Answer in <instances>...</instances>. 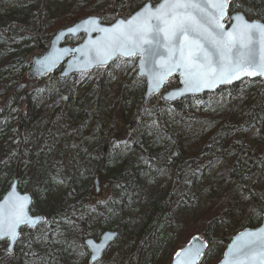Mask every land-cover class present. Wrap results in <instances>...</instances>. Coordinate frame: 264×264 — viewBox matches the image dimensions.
Here are the masks:
<instances>
[{"label": "trees", "instance_id": "obj_1", "mask_svg": "<svg viewBox=\"0 0 264 264\" xmlns=\"http://www.w3.org/2000/svg\"><path fill=\"white\" fill-rule=\"evenodd\" d=\"M79 1L0 5V199L15 179L22 192L25 179L36 190L62 184L43 202L33 191L34 210L46 222L25 232L27 241H20L12 257L2 247L0 264H36L38 257L58 250L59 237L88 257L84 239L104 231H117L119 238L116 250L110 254V247L99 264H150L162 257L172 264L196 236L209 243L201 264H218L231 239L260 225L253 222L255 214L264 216V186L256 187L264 181V82L245 81L172 106L155 97L143 107L144 82L137 77L135 83L143 86L137 97L119 83L110 90L108 72L124 61L65 81L57 74L29 80L35 53H44L59 29L96 11ZM128 1L99 4L130 14L135 0ZM236 11L264 22V0H232L230 12ZM211 101L220 110L204 111ZM116 105L122 107V123L131 128L126 141L115 138ZM149 168L162 169L173 181L166 197L135 219L123 204ZM96 178L104 196L93 190ZM203 201L206 209L192 217ZM136 221L141 224L130 231L128 224ZM158 225L168 228L164 235H158Z\"/></svg>", "mask_w": 264, "mask_h": 264}, {"label": "water", "instance_id": "obj_2", "mask_svg": "<svg viewBox=\"0 0 264 264\" xmlns=\"http://www.w3.org/2000/svg\"><path fill=\"white\" fill-rule=\"evenodd\" d=\"M163 2L164 0H160V2L155 6L148 2L130 17H119L113 24L110 25L103 24V20L99 16H90L77 21L71 26L58 30L51 38L47 50L43 54L32 57L31 66L28 71V79L44 80L45 78L58 73V78L61 81H65L71 79L74 76L89 75L96 70L108 69L118 60L130 61L136 59V77L139 80H143L145 83L142 98L143 107H147L154 97H160V101L162 103L172 106L186 99L200 98L204 97L205 95L215 94L222 89L232 88L246 80H260L264 82V76H249L241 74L238 79H233L229 83H219L214 87H202L199 91H191L188 90L185 85L184 81L186 77L183 74V69H175L171 75L166 77L165 81L160 85V87L155 88L152 80V74L156 71L163 70L164 66L168 63V49L167 47H164L168 41L165 38V34L163 32L160 33L158 40L145 43L134 55L122 56L117 54V56L108 60L103 65L97 63L95 59L94 47L98 43L115 39V34L111 32L106 34L104 32L94 30V27L87 24L86 21L94 18L96 19L99 27L112 30L115 29L122 21L126 26L129 20H132L137 16V14L143 12L146 7H151L153 10H155ZM231 2L232 0H230L225 18L221 21V23L224 24L225 31L230 32L236 26V16L243 17L244 20L249 24L264 25V22L258 19H248V17L243 12H235L229 17ZM228 18L229 24L226 23ZM73 29H75V31H73ZM81 36L84 38L80 44L75 46L66 44L67 40H76ZM191 40L192 36L182 37L181 43L187 44ZM253 44L257 61L264 62V39L257 35L253 39ZM233 53L232 59H236L238 53H236L235 50H233ZM212 59L215 61L216 56L213 55ZM213 67H215V63L213 64ZM248 71H252V69H248ZM172 79H177L178 86L165 91L166 85ZM100 185L101 182L99 178H96L94 180V186L96 188L97 194H99L101 190ZM14 196L27 198L25 202V211L30 217L32 223H24L17 226V237L15 241L9 239L7 236L0 238V242L8 243L6 252L9 256H12L15 253L23 230L36 231L46 222L44 216L33 215L31 213L34 197L30 193L21 192L19 188V180L15 179L12 182L9 190L0 199V209H2V215H0V218L3 219L5 226H7L11 208L10 198ZM250 233L257 234V236L261 233H264V216L259 227L254 229H244L232 238L225 249L221 261L218 264H264V242L257 240L256 236H250ZM118 238L119 233L117 231H104L100 234L98 239L91 237L86 238L83 241V245L89 253L90 264L99 263L106 251L118 240ZM197 240L199 243H197ZM252 241H255V243H252ZM190 247L199 248L200 255L198 257H185L183 255L180 257L177 256V254L181 253L182 250L187 251ZM208 247V242L203 237H193L184 249L174 255L172 264H189V262L190 264H200L206 252L208 251Z\"/></svg>", "mask_w": 264, "mask_h": 264}, {"label": "snow or ice", "instance_id": "obj_3", "mask_svg": "<svg viewBox=\"0 0 264 264\" xmlns=\"http://www.w3.org/2000/svg\"><path fill=\"white\" fill-rule=\"evenodd\" d=\"M229 3L230 0H164L155 10L146 7L129 20L126 26L122 21L112 30L101 28L96 19H90L86 23L92 25L94 30L115 34V39L98 43L94 47L95 59L103 65L117 54L134 55L145 43L158 40L163 32L168 41L164 45L168 49V63L163 70L152 74L155 88L160 87L175 69H183L185 85L191 91L229 83L241 74L264 76V62L257 61L253 44L257 35L264 39V25L249 24L243 17L236 16V26L230 32L225 31L221 21L227 14ZM187 36H192V40L182 44L181 38ZM233 50L238 53L236 59H232ZM213 55L216 56L215 61ZM26 200V197L10 198L7 226L0 218V238L7 236L15 241L17 226L32 223L25 211ZM249 235L264 242V233ZM181 255L198 257L200 249L190 247L177 254L178 257Z\"/></svg>", "mask_w": 264, "mask_h": 264}, {"label": "rangeland", "instance_id": "obj_4", "mask_svg": "<svg viewBox=\"0 0 264 264\" xmlns=\"http://www.w3.org/2000/svg\"><path fill=\"white\" fill-rule=\"evenodd\" d=\"M5 1V2H4ZM32 0H0V5L3 3L2 9L11 8L14 6L16 2H19L18 5H21L25 2L29 3ZM70 0H65V2H69ZM131 1V0H129ZM128 1V2H129ZM91 2H95L94 4ZM150 2L153 6L157 5L160 0H135V6L133 7V12L130 14H127L126 12L120 14L119 12H111L109 7H107L104 4H99V0H83L79 1L80 6L86 5L89 7V3L96 11H93V15L101 16L103 18V21H111L112 23L116 21L117 18L123 17L127 18L130 15H132L134 12L139 10L141 7H143L146 3ZM16 5V4H15ZM126 10V9H125ZM118 11H123V9H118ZM128 12V11H127ZM92 15V14H91ZM82 37H80L78 40H75L73 43H68L71 46H75L77 44H80L82 41ZM41 54L40 52H36L35 55ZM137 69H136V61H132L130 63L126 62L125 64L117 63L114 65L113 69L108 72V75L111 77V83H110V90L111 88L119 83L120 86L127 87L129 90V93L131 96L137 97L142 89V85L135 83L134 78L136 77ZM50 78V77H49ZM139 80V79H138ZM141 81V80H140ZM143 82V81H142ZM48 83V82H45ZM174 88V86L167 85L166 90ZM108 90V93L109 91ZM160 100V98L158 97ZM220 104L211 101L208 103L204 111L208 113H214L215 111L220 110ZM121 105H116L114 108V113L117 115L118 120V127L115 131V138L118 142L120 141H126L129 137L131 128L130 126L125 125L122 123V119L120 117L121 115ZM119 113V116H118ZM107 168H111V164L107 166ZM173 179L171 176L167 175L162 169L158 170L156 168H149L145 169L143 172L140 173V175L137 178L138 188L134 192V194L128 198L124 204L123 209L129 213H131L132 218L140 217L144 214L149 213L152 210V207L156 201L162 200L166 197L167 191L169 189V186L171 185ZM21 184L24 185V192L30 193L33 195V191H37L38 195V201L43 202L47 197L54 198L62 189V184L60 182H55L52 185V189L49 191H46L44 189H35L34 183L30 179H25L21 182ZM101 190L100 192L104 191V185L101 183ZM264 186V181L260 179V181L257 183V188L261 189ZM95 191V187L93 189ZM99 194L100 196H104V194ZM34 196V195H33ZM35 198V197H34ZM35 209V206L33 205L31 209V213L33 215H40ZM206 209V206L204 204V201L201 203L200 209L196 211V213H193L191 216L194 217L196 214H199L201 211H204ZM263 219V216L260 215H254L253 222L258 225L261 224ZM141 223L136 221L135 223H129L128 229L131 231L135 227L139 226ZM158 232V235H164L168 228L163 227L162 225H158L155 229ZM25 232H23L21 240L25 242L27 241V237L25 236ZM63 237H59L57 241L55 242L57 245L58 250L50 251L49 253L43 254L42 257H38L35 261L36 264H88L89 263V256L87 257L84 255V253H81L77 250L74 251L73 247L71 245H67L65 243V239L62 240ZM44 244V243H43ZM114 245V244H113ZM110 249V254L113 253V251L116 250V247L113 246ZM2 247L4 251L6 252V243L0 242V252L2 250ZM19 247V246H18ZM17 250V249H16ZM12 257V256H10ZM150 264H165L167 261L166 257H162L156 260H149ZM148 261V262H149Z\"/></svg>", "mask_w": 264, "mask_h": 264}]
</instances>
